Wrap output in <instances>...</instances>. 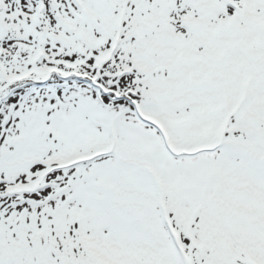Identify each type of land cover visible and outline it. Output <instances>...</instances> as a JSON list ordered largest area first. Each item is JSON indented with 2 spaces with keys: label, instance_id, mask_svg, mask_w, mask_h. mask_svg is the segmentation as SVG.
Returning <instances> with one entry per match:
<instances>
[{
  "label": "snow or ice",
  "instance_id": "1",
  "mask_svg": "<svg viewBox=\"0 0 264 264\" xmlns=\"http://www.w3.org/2000/svg\"><path fill=\"white\" fill-rule=\"evenodd\" d=\"M0 264H264V0H0Z\"/></svg>",
  "mask_w": 264,
  "mask_h": 264
}]
</instances>
